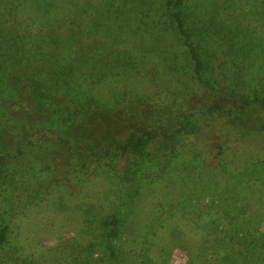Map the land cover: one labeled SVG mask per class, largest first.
<instances>
[{
  "label": "rangeland",
  "instance_id": "374dc122",
  "mask_svg": "<svg viewBox=\"0 0 264 264\" xmlns=\"http://www.w3.org/2000/svg\"><path fill=\"white\" fill-rule=\"evenodd\" d=\"M104 1L112 8L117 3ZM118 1L127 13L112 28L114 46L108 49L113 52L108 50L105 58L117 59L122 73L91 85L92 102L72 125L48 121L49 113L35 111L27 100L10 107L8 67L0 58V154H14L18 146L21 150L18 157L6 156L8 172L0 174V223L8 220L12 234L11 212L25 208L29 219L24 226L38 228L40 223L43 231L37 241L62 246L58 260L64 264H81L88 255L64 240L71 234L84 236L82 229L70 232L71 215L88 216L91 221L86 226L83 222L84 229H95L99 215L92 206L105 214L125 207L113 240V264H182L189 249L193 255L203 247L212 250L202 242L219 233L216 210L225 200L230 205L241 201L244 224L264 236V112L243 117L239 126L219 113L194 114L199 122L195 133L177 136V141L157 140L136 154L113 150L130 129H170L183 112L204 111V98L210 100L215 93L203 90L181 66L186 61L177 55L179 40L161 0ZM186 6L188 18L203 29L199 46L218 81L226 86L231 79L235 92L256 88L264 78V0H186ZM225 32H237L236 41L224 38ZM119 36L128 37L126 47L117 46L123 40ZM241 47L243 54L236 52ZM228 55L242 59L248 76L240 65L220 66ZM162 71L166 75L160 78ZM58 137H67L68 147ZM86 178H94L95 185L81 182ZM232 183L238 184L235 190L230 189ZM94 190L96 194L84 197ZM97 196L98 202L90 200ZM203 226L215 232L201 234ZM95 231L97 237L102 233ZM233 238L235 242L236 235ZM101 246L96 245L87 264H107Z\"/></svg>",
  "mask_w": 264,
  "mask_h": 264
},
{
  "label": "trees",
  "instance_id": "16d2710c",
  "mask_svg": "<svg viewBox=\"0 0 264 264\" xmlns=\"http://www.w3.org/2000/svg\"><path fill=\"white\" fill-rule=\"evenodd\" d=\"M115 1L117 3L115 2L112 8L111 3L104 0H0V58L7 63L11 82L7 93L9 106L16 109L25 100L28 103L33 102L32 108L35 111L49 113L48 121L54 119L57 125H72L76 118L86 114L92 102L91 85L101 84L105 79L122 73L121 64L117 59L105 58L110 50L108 48L114 46L111 40L112 28L117 26L118 18L124 21L127 13L125 4ZM161 8L168 16L169 24L179 40L181 50L179 49L177 55H180V62L186 61V66H181L187 70V74L189 72L191 80L203 90L215 93L210 100L209 96L204 98L207 102L204 104V111L200 109L183 112L173 120L170 129L147 127L139 132L128 130L125 139L116 141L113 145V150L120 154H136L147 144L157 140L177 141V136L195 133L199 129L198 119H195L198 113L211 116L219 113L228 117L234 126H239L243 117L251 116L256 111L264 112V78L248 93L235 92L230 86L231 79L228 81L229 85H222L216 73L214 75L210 60L201 52L199 41L202 40L200 32L203 29L188 18L186 0H161ZM230 34L234 36L225 32L223 37L236 41L238 33ZM119 39L123 40L117 46L126 47L128 37L119 36ZM256 46L258 47L257 44ZM244 48H238L236 52L243 54ZM223 57L220 66L230 68L234 64L240 65L243 67V73L248 76V67L240 62L242 59L238 62L236 57L232 60L229 55ZM163 75L166 73L162 71L160 78H163ZM263 128L264 123L260 129ZM59 139L68 147L67 137ZM214 144L217 145L215 142ZM107 151L109 150L104 153ZM20 154L19 146L15 148L14 154H0V174L4 172L7 175L6 156L15 158ZM14 172L16 171L13 170L12 173ZM9 176L14 178L13 175ZM17 179L18 176L15 180ZM93 179L86 178L81 182L94 184ZM237 185L232 183L230 189L235 190ZM95 192L86 191L84 197L96 194ZM97 199L98 196L91 197L90 200L98 202ZM233 204L230 205V200H225L224 207L216 210L219 233L202 242L203 246L207 242L212 250L203 247L197 249L193 255L190 251L194 249H189L186 261L182 264H264L263 234L244 224L245 209L241 206V201L239 204ZM22 209L26 210L16 207L11 212L9 218L14 224L12 234L8 229V220L0 223V264H64L58 260L62 253L58 251L62 246L56 247L54 241L47 245L39 243L37 238L38 235L41 236L39 232L43 231V228H40L43 226L39 223L38 228H26L24 225L28 224L29 215ZM92 210L99 215L95 216V229H84L83 222L86 226L91 219L88 216L87 219L84 218L86 215L82 213H75L77 215H71L73 220L69 222L72 230L70 232H75L76 228L82 229L84 236L77 239L71 234L64 241L71 240L76 248L87 252L83 264H87L89 256L94 259L91 255L95 252L96 245H102L101 248L106 252L105 261L107 264H113L116 256L113 240L118 234L125 207L120 206L117 213L105 214L93 206ZM230 223L234 224V227H231ZM96 229L102 230L98 237ZM209 231L215 232L205 226L201 227L199 232L207 235ZM233 235H236L235 242ZM233 242L235 244H232ZM235 246L237 247L234 250ZM11 257L13 259L10 262Z\"/></svg>",
  "mask_w": 264,
  "mask_h": 264
}]
</instances>
